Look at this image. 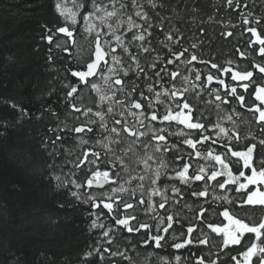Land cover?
<instances>
[{
  "label": "trees",
  "instance_id": "trees-1",
  "mask_svg": "<svg viewBox=\"0 0 264 264\" xmlns=\"http://www.w3.org/2000/svg\"><path fill=\"white\" fill-rule=\"evenodd\" d=\"M103 2L108 3V0H103ZM122 2L127 5L122 19L126 20L128 15H132L137 23L147 27V22L134 15V11L140 9H134L131 0H122ZM137 2L150 17V22L153 24L163 22V31L156 27L150 29L152 35L149 40L151 47L155 49L154 52L140 53L135 43L132 46L131 50L133 53L139 54L142 66L151 63L157 53L160 54L161 59L156 70L165 66V60L170 57V53L167 48L162 46L161 41H163L164 32L173 27L183 33L180 43L173 45V51L189 49V53H186L182 60L188 59L190 54L195 52L199 60L210 61L207 66L200 64L199 60L193 62L195 68L202 70V78L211 71L214 75L224 79L226 84L235 86L237 82L231 81L230 73L221 74L216 69H211V63H216L222 68L230 67L240 71L252 70L253 61L264 63V59L248 47L251 34L245 31L246 26L243 24L242 16V14L246 15L251 12L250 19L261 18L258 30L264 32V0H239V7H237L236 0H233L231 5L227 3V0H153L157 5L155 8L148 3V0H137ZM55 3L56 0H0V264H84L81 258L83 252L90 250V246L95 247L97 241L103 245L101 251L103 248L116 251L118 247L129 257L126 261L119 256L109 258L108 253H105V264H112L113 261L116 264H165V261H168L169 264H197L198 256L205 258V264H210L211 260H216V264H235V261L231 260V256L237 255L238 259H242L238 252L244 249L240 245L223 249L221 246L222 237L212 233L210 229H207L206 224L201 225L196 220L199 206L208 207L210 204L211 208H209L205 219L213 223H227L223 216L217 214L223 209L219 207V203H212V194L207 198L197 199L191 197L190 192L185 189L184 194L189 197L186 201L179 203L173 201L168 205L170 211L180 213L185 224L184 229H181L179 225L174 226L177 236L181 231L186 235L187 225L195 223L197 224L195 234L199 235L203 229L209 237L208 244H193L176 250L171 248V234H169V242L159 249L139 244L140 235L119 233L118 231L110 234L115 242L109 245L107 238L102 236V232L118 226H115V221L108 216L107 210L103 209L102 205L99 209H93L90 204L78 202L69 195L68 190H56V182L51 179L52 175L65 176V174L76 171L71 162L83 158L84 147H90L94 151L100 152V169L104 170L105 149L101 146L99 148L95 144V140L100 139L104 142L103 137L109 133L99 129V122L94 126L96 130L91 134L63 132L61 133L62 140L57 144L58 155L53 153L50 143L44 142L45 136L49 137V141L54 139V135L47 131L50 126L55 128L59 124L64 127L67 124L69 128H74L84 123L86 119H98L83 118V115L75 113L65 102L67 91L70 90L65 85L76 83L66 70V66L73 67L78 64L76 60L78 52L74 45L68 44L70 51L65 53L62 48H55L57 42L63 46L66 39L63 34H57L52 45L42 40V36L46 34V29L42 25H47L53 32L56 27L64 25L62 18L55 10ZM115 6L119 8L120 4L117 3ZM108 7L111 10L112 5H108ZM201 28L204 29L202 33L200 32ZM228 32H231L232 35L226 36L225 33ZM133 34H138V30L134 29ZM123 36L126 40H131V34L128 32L126 34L123 32ZM75 39L79 40L78 34H75ZM192 43H196L198 48L192 49ZM88 45L90 47V41L87 43ZM85 46L84 42L82 48H86ZM50 47L54 57L53 62H49L47 59ZM254 47L258 48L259 46ZM237 49L244 51L247 54L246 57H240ZM117 54L123 55L119 48ZM230 60L233 61L232 64H228ZM176 64L181 69V77L175 81L177 88L187 86L182 82V77L185 75L190 77V83H200L194 81V73L188 72L181 62L177 61ZM128 66L134 67L130 59L125 57V67ZM167 67L170 71L175 70L174 65H167ZM149 75L151 79L145 81L143 77L136 79L133 74L130 82L139 84V90H144L146 83L154 84L157 91L172 88V83L169 82L156 83L154 72L151 70ZM256 85L264 86V75L254 72L253 83L249 90L245 92L238 88V93L245 96V106L241 107L237 101L232 100L230 104L220 107L223 113L234 117L231 118L233 122L231 121L232 123L228 127L230 132H238L241 137L247 136V139H242L235 150H243L246 144L264 139L261 125L257 124L255 118L258 114L249 111L253 104L259 105L253 95ZM216 87L217 85L213 81L208 85V90L202 91L200 96L195 95L197 89L186 94L194 105L196 115L203 116L207 125L219 112L213 105L217 103L214 96L210 95L211 89ZM218 90L221 93L225 91L223 87ZM136 95L138 98L139 91ZM74 97L77 98L74 102L77 107L82 106V111L83 108L91 107L93 111L107 112L106 104H102L99 109L96 107L98 103L96 94L90 88L78 86V92L74 94ZM6 101H12L27 109L29 115L20 118V113ZM261 106L264 107V105ZM172 107L175 108V105ZM53 111L57 113V116L52 115ZM160 111H163L162 106H160ZM118 118H120L118 115L109 116L107 118L108 127L114 126V119ZM129 118L133 119L130 116L127 117V119ZM152 124L156 129L168 128L169 132H177V129L183 128L182 125H169L168 122L159 120ZM5 127L8 129L7 132L4 131ZM141 131H145V129ZM184 131L188 130L184 129ZM248 133H251V136H248ZM163 134L168 135V133ZM204 134L210 135L211 139L204 141L203 144H198L195 150L182 144L179 138L169 137L171 143L179 146V151L159 153V156H162L169 164L168 169H162V171H167L169 176H174L175 170L178 167L182 168V162L175 160L178 154H182L184 159L190 162V172L194 173L199 166H203L206 169L205 174H210L211 170L218 168L215 161L211 158L205 160L204 156L209 148L214 151V154L223 151V140H217L218 142L213 144L212 141L216 138L212 136V133L206 131ZM192 135L195 139H200L195 132ZM81 137L89 140V144L80 146ZM121 139L122 143L119 145V149L127 147L129 143L126 144V142L134 140L127 134H123ZM140 142H145L151 147L156 144V141L151 140L150 134L147 137H142ZM133 147L142 157L143 148L138 144ZM195 151H200L202 155L196 157ZM129 155L131 156V154ZM254 157L259 164V161L264 158V147L258 145ZM134 159L133 157L132 160ZM132 160L128 162L131 164ZM65 161H69V163H65ZM61 165L63 167H60ZM132 166L134 167V164ZM81 167L84 171L77 172L75 176H65V178L76 179L78 183L84 184L91 175L88 172V167H92L94 170V166L82 165ZM108 167L111 166L108 165ZM85 172H88L87 176ZM174 182L178 187H183L178 181ZM164 186L161 184L162 188ZM69 188L72 191H77L71 185ZM188 188L202 189L203 182H195ZM79 191L94 197H97V194L101 192L86 186ZM216 191L221 192L222 190L217 188ZM169 195H172L170 184ZM229 195L231 196V193ZM185 202L190 207H184ZM224 207L230 206L225 204ZM212 209H216L217 213H213ZM140 210H138L140 219H147L148 217L143 215ZM230 210L232 209L230 208ZM121 211H123L122 208ZM158 211L164 213L163 209H158ZM236 211L239 216L245 219L251 216L257 222L264 216V210L260 207L245 206L243 210L237 209ZM101 212L104 214L101 215ZM97 217H99L97 223H102L104 227L92 229L91 223ZM153 231L155 232V228ZM246 236H250V234H246ZM133 243L136 244V247H132ZM176 256L181 257L179 262L175 260ZM91 264H98V261L94 259Z\"/></svg>",
  "mask_w": 264,
  "mask_h": 264
},
{
  "label": "snow or ice",
  "instance_id": "snow-or-ice-1",
  "mask_svg": "<svg viewBox=\"0 0 264 264\" xmlns=\"http://www.w3.org/2000/svg\"><path fill=\"white\" fill-rule=\"evenodd\" d=\"M119 3L120 7L116 8ZM153 8L157 5L153 0H148ZM229 5L233 4V0H227ZM111 4V10L108 5ZM134 9V15L140 20L147 22V27L143 24L137 23L132 15H128L124 20L122 17L125 15L124 10L127 5L122 0H108L104 3L103 0H74L73 8L65 6L61 0H56L55 10L60 17L66 21L63 26L55 28V32L48 28L47 25H42L46 29V34L42 36V40L52 45L54 38L57 34H63L66 38L61 43H55V48L61 49L67 53L70 51L68 44L75 45V34H78L77 16L80 15L84 22L83 31L89 36H94L93 43L87 50V55L84 56V50L81 49L77 53L76 60L78 64L73 67H67L66 70L70 76L76 81L74 84L65 85L70 90L67 91L65 102L69 104L70 108L78 114L88 117L89 114L98 119H86L84 123L74 128H69L67 124L61 127L59 124L53 128L49 127L47 131L54 135V139L49 141V137H44V142L50 143L54 154H59L57 144L62 140L61 133L74 132L93 133L95 125L99 122V129L109 133L103 137L104 141H111V143H103L100 139L95 140V144L102 145L105 149V168L100 169L101 154L94 151L90 147H84L82 152V159L78 158L77 161L71 162L76 169L74 172L65 174V176H75L77 172L84 171L83 166L88 167V172L91 175L86 179L84 184L78 183L76 179H67L65 176L53 174L51 179L56 182V190H68L71 197L75 198L80 203L90 204L93 209L107 210L108 216L115 221V226L107 231L102 232V236L107 238V243L112 245L113 240L111 233H126L137 234L141 236L138 241L139 244L156 249L162 248L169 242V234L172 237L171 248L179 250L187 246L198 244L205 245L209 243L208 235L201 229L199 235L195 234L197 224L189 223L186 227V235L183 231L179 236L174 231V226L179 225L181 229L185 228L183 219L179 212L170 211L169 204L173 201L177 203L186 201L189 197L185 195V189L190 192L191 197L207 198L212 194V203H219L222 211L217 213L216 209H212L213 213L223 216L227 221L226 224L213 223L206 220L209 208L203 205L199 206L196 212V220L199 224H206L207 229L212 233L222 237L221 246L223 249H229L230 246L240 245L243 251L238 252L242 259H238L237 255H232L231 260L235 264H264V216L257 222L251 216L247 219L241 217L237 213V209L243 210L245 206L252 208L260 207L264 210V158L257 164L254 154L257 147H264V139H259L256 143L246 144L243 150H235L236 146L240 144L241 140H246L247 136L241 137L238 132L232 131L220 124L212 125L216 130L218 137L223 139L222 148L219 154H214V151L209 148L207 154L204 156L205 160L211 158L219 167L211 170L210 174H205V168L199 166L193 173L190 172L191 164L184 159L182 154L175 157L176 161L182 162V168L175 170L174 176H169L167 171L168 162L162 156H157V153H169L173 150L179 151V146L171 143L169 137L175 136L181 140V143L188 145L191 149L195 150L198 144H203L204 141L211 139L210 135H205L208 125L203 116H197L194 105L186 95L193 89H197L196 96H200L202 91L208 90V85L215 81L217 87L212 88L210 95L214 96L216 107L219 109L221 105H228L232 100L237 101L241 107L245 106V96L238 93V88L247 92L250 85L253 83L254 72L264 75V63H256L253 61L252 70L240 71L230 67H221L216 63H211V69H216L217 72L230 73L231 81L237 82L235 86L226 84L224 79L214 75L211 71L202 78V70L195 68L194 61L199 58L195 52H192L188 59L182 60L186 53H189L188 48H183L181 51H173V45L180 43L183 33L179 29L173 27L169 31L164 32L163 41L161 44L168 49L170 57L166 58L165 66H162L157 71V64L161 59L159 53L153 58L151 63L141 65L139 54L132 52V46L135 43L140 53H151L155 49L151 47L149 38L152 35L150 29L156 27L163 31V22L153 24L150 22V17L143 9L140 8L137 0H131ZM237 7L240 6L239 0H236ZM81 9H86L83 13ZM243 16V24L246 26L245 31L251 34L248 47L250 50L255 51L258 56L264 59V32L259 31L258 27L261 24V18L252 17V13L248 12ZM115 21L113 23L112 21ZM126 26V27H125ZM106 29V31L104 30ZM123 29V31H122ZM138 30V34H133V30ZM131 34V40H126L123 32ZM203 28L200 29L202 33ZM147 34V35H146ZM226 36H231L232 33H225ZM105 37H108L105 39ZM139 42V43H136ZM258 45L256 48L254 46ZM118 48L122 51L123 55H118ZM192 49H197L196 43L191 44ZM240 57H246V53L240 49L236 50ZM48 61L53 62L52 48L48 49ZM125 57L129 58L131 64L134 65L125 67ZM179 61L187 68V71L194 73V81L200 82L196 84L190 83V77L185 75L182 77V82L187 85L182 88H177L175 81L181 77L180 66L176 64ZM200 64L207 66L210 61L199 60ZM233 61H228L232 64ZM167 65H174L175 70H169ZM191 66V67H189ZM154 72L155 82H169L172 83V88L161 89L157 91L154 84L146 83L144 90H139L140 85L135 82H130L131 76L134 74L136 79L141 77L145 81L151 79L149 71ZM170 78V79H169ZM78 86L90 88L92 92L98 97L96 107L99 109L102 104L107 105V112L102 110L93 111L91 107L83 108L77 107L74 102V94L78 92ZM223 87L225 91L221 93L218 89ZM139 91V97L136 93ZM255 100L259 105L253 104L249 111L254 112L258 125H261V132H264V86L256 85L255 92L253 93ZM119 97V98H118ZM13 109L20 113V118L29 115L28 110L15 104L12 101H6ZM175 105V108L172 107ZM160 106L163 111H160ZM119 109V111H117ZM49 111V109H46ZM53 116H57L56 112H52ZM119 116L120 118L114 119V126L108 127L107 118L109 116ZM133 118V123H129L127 117ZM79 119V116H77ZM231 120V117H227ZM168 122L169 125L177 124L182 125L183 128L179 132H169L168 128L156 129L152 122L156 121ZM148 121V123H145ZM140 129H147L141 131ZM187 129L188 131H184ZM7 132V127L4 128ZM200 137L199 140L195 139L192 133ZM163 133H168L164 135ZM127 134L128 137H133L134 140L127 147L119 149L122 143L121 137ZM151 134V140L156 141L154 152L141 157L133 147L135 144L140 143L141 137H147ZM251 136V133H248ZM255 139V137H253ZM213 140L212 143H217ZM89 140L80 138L79 145L86 146ZM147 150L148 144L143 145ZM67 151V150H66ZM122 153V154H121ZM131 154V156L129 155ZM191 155V153H189ZM202 153L195 151V156L200 157ZM135 158L132 160V158ZM234 158V159H233ZM132 160L130 164L128 161ZM151 162V163H150ZM69 163V161H65ZM143 165L137 171L132 165ZM110 165L111 167H108ZM155 165V167H153ZM234 166V167H233ZM50 167H52L50 165ZM60 167H63L61 165ZM85 172V175H88ZM235 173V174H234ZM127 177V179H124ZM174 181H178L183 187H178ZM135 182V183H134ZM147 182V184L145 183ZM195 182H203V188H188L189 185ZM161 184L165 186L162 188ZM169 184L172 195H169ZM69 185L77 189L72 191ZM105 185H117L111 187V194L102 192L99 197H94L91 194L85 195L79 191L82 188H103ZM217 188L222 190L217 192ZM211 190V193H210ZM231 193V196L229 195ZM159 197V200L154 198ZM195 203V201H193ZM228 204L230 207H224ZM155 205V207H153ZM63 207V205H61ZM144 208V215L148 218L141 220L138 210ZM184 207H190L186 202ZM121 208L123 211H121ZM230 208L232 210H230ZM158 209H163L164 213H160ZM151 213V215H149ZM104 213L101 212V215ZM97 219L91 223V228H103V224H98ZM155 228V232L153 231ZM250 234V236H246ZM131 243V241H129ZM103 245L97 241L95 247L90 246V250L83 252L82 260L84 264H91L92 260H97L98 264H105V253L108 257H121L123 260H128L129 257L125 252H122L117 247L116 251H110L109 248H101ZM136 247V244H132ZM256 258L255 260L253 258ZM180 256H176L175 260L179 262ZM112 264H116L115 261ZM165 264H169L165 261ZM197 264H205L203 256L197 257ZM210 264H216V260H211Z\"/></svg>",
  "mask_w": 264,
  "mask_h": 264
},
{
  "label": "rangeland",
  "instance_id": "rangeland-1",
  "mask_svg": "<svg viewBox=\"0 0 264 264\" xmlns=\"http://www.w3.org/2000/svg\"><path fill=\"white\" fill-rule=\"evenodd\" d=\"M61 2L65 5V6H67L68 8H73V3H74V0H61ZM109 6H111L110 4H109ZM110 8V7H109ZM80 12L81 13H83L84 12V9H81L80 10ZM59 15V14H58ZM62 18V17H61ZM62 20H63V22H64V24L66 23V21H64V19L62 18ZM113 23L115 22L114 20L112 21ZM77 24H78V30H77V32H78V36H79V40L78 41H76V43H75V45H74V48H75V50L77 51V52H80V50L81 49H84V56H86L87 55V50L89 49V45L87 46V43L90 41V43L92 44L93 43V40H94V36H89L87 33H85L84 31H83V25H84V22H83V20H82V17L80 16V15H78L77 16ZM105 31H106V29H104ZM124 34H126V31L124 32ZM108 37H105V39H107ZM81 40V42H79ZM83 41V42H82ZM85 42V44H86V48H82L83 47V43ZM202 94V93H201ZM96 98H97V102H98V97L96 96ZM215 107H216V103H214L213 104ZM216 110L218 111L219 110V112L218 113H216L215 114V116L213 117V119L211 120L212 122L211 123H209L208 124V127H207V131H210L211 133H212V136L214 137V138H216V140H219V141H222L223 139L222 138H220V137H218L217 136V134H216V130L212 127V125H215V124H220V125H222V126H224V127H226V128H228L229 127V125H230V123H232L233 121L232 120H228L227 119V117H229L230 115H228V113H223V111H221V109L219 108H217L216 107ZM97 111V110H96ZM96 118V117H94V116H92L91 114H89V116L88 117H85V116H83V118ZM231 117V116H230ZM231 118H234L233 116L231 117ZM128 120H130L131 122H134L133 121V119H131V118H129ZM232 121V122H231ZM141 130H144V129H141ZM179 130L180 129H177L176 131L177 132H179ZM145 131H146V129H145ZM151 135V134H150ZM142 138V137H141ZM144 138V137H143ZM133 141V140H132ZM132 141L131 142H126V144L127 143H132ZM111 141L109 140V141H104L103 143H110ZM125 143V142H124ZM121 145V144H120ZM139 146H141L143 149H142V152H143V155H142V157L145 155V151H147V153L148 154H152L153 152H154V146H149L148 148H147V150H145L144 149V147H143V145H145V142H140L139 144H138ZM97 146H99V148H100V146H101V148H103L102 147V145H97ZM157 156H159V153H157L156 154ZM151 163V162H150ZM134 167L137 169V171H139V169L140 168H142L143 167V165H134ZM153 167H155V165H153ZM198 169V168H197ZM205 172H206V169H205ZM124 179H127V177H124ZM135 183V182H134ZM146 184H147V182H145ZM114 186H117V185H111V186H108V185H106L102 190H100L101 192H99L97 195V197H99L100 195H101V193L102 192H107V193H109L110 195H113V194H111V187H114ZM99 191V190H98ZM154 199H156V200H159V197H156V198H154ZM153 207H155V205H153ZM141 210L140 211H142V214L144 215V208L142 207V208H140ZM149 215H151V213L149 214ZM146 216V215H145ZM98 224H102V223H98ZM254 260L256 259L255 257L253 258Z\"/></svg>",
  "mask_w": 264,
  "mask_h": 264
},
{
  "label": "water",
  "instance_id": "water-1",
  "mask_svg": "<svg viewBox=\"0 0 264 264\" xmlns=\"http://www.w3.org/2000/svg\"><path fill=\"white\" fill-rule=\"evenodd\" d=\"M75 134H77V133H75ZM105 186H106V185H105ZM105 186H104V187H105ZM104 187H103V188H104ZM103 188H97V187L93 186V187L90 188V189H93V190H102Z\"/></svg>",
  "mask_w": 264,
  "mask_h": 264
}]
</instances>
